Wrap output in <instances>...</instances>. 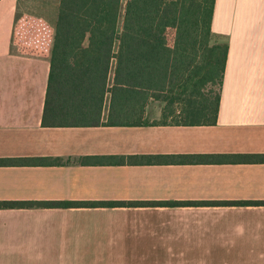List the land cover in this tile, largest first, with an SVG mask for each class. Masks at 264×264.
I'll list each match as a JSON object with an SVG mask.
<instances>
[{"label": "crops", "instance_id": "1", "mask_svg": "<svg viewBox=\"0 0 264 264\" xmlns=\"http://www.w3.org/2000/svg\"><path fill=\"white\" fill-rule=\"evenodd\" d=\"M60 3L0 0V159L59 161L0 166V202L191 204L1 209L0 264H264V164H83L264 154V0H216L213 40L229 46L216 125L47 128L53 43L14 32L24 16L55 32Z\"/></svg>", "mask_w": 264, "mask_h": 264}, {"label": "trees", "instance_id": "2", "mask_svg": "<svg viewBox=\"0 0 264 264\" xmlns=\"http://www.w3.org/2000/svg\"><path fill=\"white\" fill-rule=\"evenodd\" d=\"M215 4L216 0H61L55 32L40 19L22 17L15 27L16 45L36 39L46 49L53 43L43 126L216 125L229 46L213 40ZM153 102L165 106L161 119L150 122L148 107ZM223 163L264 164V154L83 159L86 165ZM58 164L52 159H0V166ZM188 204L0 202V210Z\"/></svg>", "mask_w": 264, "mask_h": 264}, {"label": "rangeland", "instance_id": "3", "mask_svg": "<svg viewBox=\"0 0 264 264\" xmlns=\"http://www.w3.org/2000/svg\"><path fill=\"white\" fill-rule=\"evenodd\" d=\"M164 106L165 104L161 102H153V104H150V106L148 107V120L150 122L160 120ZM179 111L180 110L178 109V113Z\"/></svg>", "mask_w": 264, "mask_h": 264}]
</instances>
